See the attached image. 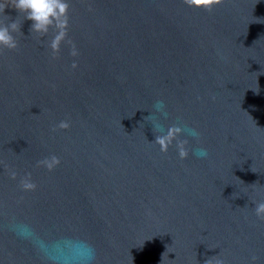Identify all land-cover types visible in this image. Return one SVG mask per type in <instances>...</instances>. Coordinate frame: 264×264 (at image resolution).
I'll return each instance as SVG.
<instances>
[{"label": "water", "instance_id": "water-1", "mask_svg": "<svg viewBox=\"0 0 264 264\" xmlns=\"http://www.w3.org/2000/svg\"><path fill=\"white\" fill-rule=\"evenodd\" d=\"M68 3L77 57L0 12L20 25L0 55V264H264V0ZM173 125L207 156L162 153Z\"/></svg>", "mask_w": 264, "mask_h": 264}, {"label": "clouds", "instance_id": "clouds-1", "mask_svg": "<svg viewBox=\"0 0 264 264\" xmlns=\"http://www.w3.org/2000/svg\"><path fill=\"white\" fill-rule=\"evenodd\" d=\"M183 3L190 8L203 9L211 13L217 6H222L225 0H183ZM6 7L15 8L19 13H23L24 17L31 20L32 26L30 32L39 33L40 37L45 36L50 28L56 29V34L50 42V49L52 50V58L56 59L61 50V44L67 43L70 46V55L77 57L79 51L76 44L69 38L70 28V4L68 0H0V12L4 13ZM89 11H92L89 8ZM20 32V25L15 21L0 25V55L4 50L14 51L18 48V41L14 37L13 33ZM78 67V63L73 60L71 68L75 70ZM259 86H257L258 91ZM215 99V97H213ZM158 110H162L163 101H157ZM147 118V117H146ZM71 126L69 120H62L58 125L52 128L55 132L58 129L67 130ZM183 129L179 126H171L168 128L167 133L164 135L155 136L154 143L159 145L162 153H167L170 146L175 141V147L178 151V156L181 160L189 157L190 151L201 157L207 156V150L203 147L192 150L189 148V141L187 139H180ZM191 134L195 137H199V133L195 130L191 131ZM60 164V159L56 155L46 157L37 162V167H45L48 171H53ZM11 179L15 180L18 173L11 169L8 165H5ZM19 187L22 191L31 192L37 189V184L33 182L31 173H26L19 180ZM252 187L256 188L257 185L253 184ZM264 188V186H260ZM252 203L255 205L254 213L257 219L264 221V200L255 201ZM257 257L253 255L251 257V264H255ZM206 264H225V261L219 256L212 257L207 260Z\"/></svg>", "mask_w": 264, "mask_h": 264}]
</instances>
